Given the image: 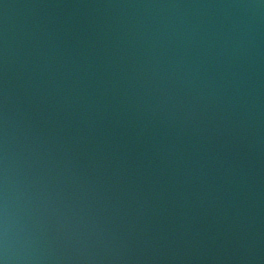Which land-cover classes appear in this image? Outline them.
Instances as JSON below:
<instances>
[{"label": "water", "instance_id": "obj_1", "mask_svg": "<svg viewBox=\"0 0 264 264\" xmlns=\"http://www.w3.org/2000/svg\"><path fill=\"white\" fill-rule=\"evenodd\" d=\"M0 264H264V0H0Z\"/></svg>", "mask_w": 264, "mask_h": 264}]
</instances>
